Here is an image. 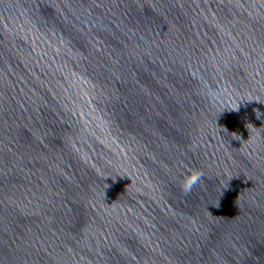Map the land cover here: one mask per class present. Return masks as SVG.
Instances as JSON below:
<instances>
[{"label":"water","instance_id":"obj_1","mask_svg":"<svg viewBox=\"0 0 264 264\" xmlns=\"http://www.w3.org/2000/svg\"><path fill=\"white\" fill-rule=\"evenodd\" d=\"M0 264H264V0H0Z\"/></svg>","mask_w":264,"mask_h":264},{"label":"clouds","instance_id":"obj_2","mask_svg":"<svg viewBox=\"0 0 264 264\" xmlns=\"http://www.w3.org/2000/svg\"><path fill=\"white\" fill-rule=\"evenodd\" d=\"M211 94V93H210ZM203 173L198 170H192L186 175L181 187L182 190L187 194L202 180Z\"/></svg>","mask_w":264,"mask_h":264}]
</instances>
